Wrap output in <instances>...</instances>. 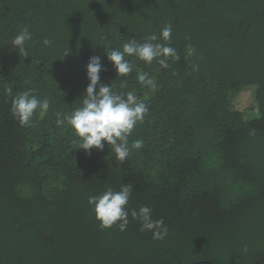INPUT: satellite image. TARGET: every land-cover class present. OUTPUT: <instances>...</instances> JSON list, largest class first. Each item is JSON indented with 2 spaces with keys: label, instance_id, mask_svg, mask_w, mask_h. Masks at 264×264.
Here are the masks:
<instances>
[{
  "label": "trees",
  "instance_id": "trees-1",
  "mask_svg": "<svg viewBox=\"0 0 264 264\" xmlns=\"http://www.w3.org/2000/svg\"><path fill=\"white\" fill-rule=\"evenodd\" d=\"M168 24L167 43L180 59L167 58L164 69L126 57L133 71L117 77L109 47L144 42ZM25 27L28 57L11 47ZM91 56L100 57L102 83L148 105L128 138L144 146L122 163L107 144L79 149L71 128L56 124L81 106ZM144 73L154 86L138 80ZM9 86L13 95L47 98L48 112L20 125ZM244 91L254 95L251 118L233 102ZM124 184L133 186L129 210L149 206L163 219V240L131 215L124 231L99 226L88 198ZM257 263L264 264V0H0V264Z\"/></svg>",
  "mask_w": 264,
  "mask_h": 264
},
{
  "label": "clouds",
  "instance_id": "clouds-1",
  "mask_svg": "<svg viewBox=\"0 0 264 264\" xmlns=\"http://www.w3.org/2000/svg\"><path fill=\"white\" fill-rule=\"evenodd\" d=\"M172 25L163 27L159 36L149 35L144 42H139L135 37L123 39L122 49L111 48L107 51V60L115 69L117 77H124L133 71L134 64L126 57L152 63L157 60L161 68L169 67L167 58L179 60L180 57L174 47L168 45L171 39ZM32 39V34L27 27L23 28L11 41V47L18 50L24 57H28L25 44ZM163 42H157V41ZM45 46H50L52 41H42ZM108 48V49H109ZM194 48L187 47V56L194 54ZM68 55V49L64 56ZM103 70L99 56H91L85 67L88 84L81 97V106L71 114L60 118L58 114L56 124L58 127L71 128L78 138L79 149L89 152L92 149L103 150L105 144L111 147L115 158L120 163L126 161L131 150L143 148L142 139L134 140L129 146V136L134 127L145 119L149 109L148 105L129 91L126 95L113 90L112 83L101 82L100 73ZM195 70V67H194ZM141 83L154 86V80L146 73L139 74ZM121 87L125 83L121 81ZM5 93L12 97L11 113L22 126H28L34 113L39 109L41 115L49 110V100H41L32 94V90H25L13 95L12 88H5ZM133 192L131 184L121 185L118 191L106 189L98 195L90 196L87 200L95 219L102 229L117 225L120 231H124L129 223V215L140 222V230L151 232L154 240H163L168 234V228L163 219H153L152 209L149 206H141L139 209L127 208L129 198ZM245 251L247 249L245 248Z\"/></svg>",
  "mask_w": 264,
  "mask_h": 264
},
{
  "label": "rangeland",
  "instance_id": "rangeland-1",
  "mask_svg": "<svg viewBox=\"0 0 264 264\" xmlns=\"http://www.w3.org/2000/svg\"><path fill=\"white\" fill-rule=\"evenodd\" d=\"M236 108L240 111H245L248 117H253L256 114V107L254 101V95L251 91H244L238 94L234 101Z\"/></svg>",
  "mask_w": 264,
  "mask_h": 264
},
{
  "label": "water",
  "instance_id": "water-1",
  "mask_svg": "<svg viewBox=\"0 0 264 264\" xmlns=\"http://www.w3.org/2000/svg\"><path fill=\"white\" fill-rule=\"evenodd\" d=\"M258 264V263H257Z\"/></svg>",
  "mask_w": 264,
  "mask_h": 264
}]
</instances>
